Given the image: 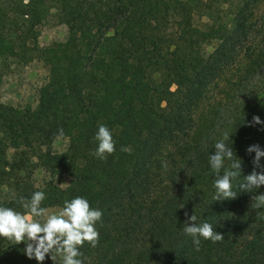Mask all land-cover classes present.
<instances>
[{
	"label": "trees",
	"instance_id": "1",
	"mask_svg": "<svg viewBox=\"0 0 264 264\" xmlns=\"http://www.w3.org/2000/svg\"><path fill=\"white\" fill-rule=\"evenodd\" d=\"M50 9L66 35L41 47ZM33 61L48 67L35 106L0 101V189L27 172L0 206L26 213L19 201L36 191L45 208L87 199L102 218L96 247L79 248L83 264H264V208L251 207L264 186L239 188L254 170L247 148L264 150V123L249 126L264 122V0H0V72ZM100 124L115 141L105 159L94 155ZM59 129L67 146L54 153ZM226 131L242 175L235 199L215 201L209 157ZM38 168L49 177L40 190L28 183ZM185 211L224 239L201 238L196 251ZM25 247L0 238V264H38Z\"/></svg>",
	"mask_w": 264,
	"mask_h": 264
},
{
	"label": "clouds",
	"instance_id": "2",
	"mask_svg": "<svg viewBox=\"0 0 264 264\" xmlns=\"http://www.w3.org/2000/svg\"><path fill=\"white\" fill-rule=\"evenodd\" d=\"M259 116H253L249 126L261 125ZM64 138L63 129H59L56 134V141ZM231 139L228 132L223 134L222 139L214 145V153L209 157V164L215 172L213 187L215 194L213 199L230 200L237 197L234 192L232 181L242 175V161L235 155L232 147L226 141ZM98 147L94 155L100 159H105L106 155H111L115 151V141L112 132L104 125H98L95 135ZM121 151L128 152V147H122ZM249 154L255 153L253 160L254 170L243 177V183L239 185L241 192L252 193L253 189L264 186V169L260 172L255 168H261L260 160L264 157V150L259 145L249 146L246 150ZM230 161V166L225 169V161ZM223 170V171H222ZM63 186V184H61ZM43 191H36L30 199H21L26 213L16 211L13 208L0 206V238L15 241L16 244L26 245L24 254L28 259H35L38 264H43L46 256L56 264L57 256L62 258V264H83L79 259L82 253L79 248L85 242L92 247H96L99 232L96 230V223L101 220L102 212L91 208L87 199L76 197L72 200L64 201L63 207L55 213L42 207L45 200ZM185 205H181L184 208ZM252 208H264V193L252 196ZM186 219L182 231L192 238L195 250H200L201 238L211 242H219L224 239V235L214 230L208 222L197 223V216L194 211L191 215L187 211L184 213ZM26 241V242H25Z\"/></svg>",
	"mask_w": 264,
	"mask_h": 264
},
{
	"label": "rangeland",
	"instance_id": "3",
	"mask_svg": "<svg viewBox=\"0 0 264 264\" xmlns=\"http://www.w3.org/2000/svg\"><path fill=\"white\" fill-rule=\"evenodd\" d=\"M205 18L200 22L195 19V23H203ZM39 34L37 38L38 45L47 47L52 44L63 42L66 35L65 26L57 22L54 9H50L47 18L43 24L38 28ZM0 101L12 107L31 106L34 107L37 98V90L46 81L48 74V67L41 62L33 61L25 66L10 64L8 69L0 72ZM67 140L53 141L51 149L54 153H61L66 149ZM11 154V152H9ZM15 161H20L15 158ZM33 163V161L31 162ZM26 170L19 168L14 176L15 179L10 183L11 185L0 189V199L9 200L15 198L20 189L13 183L19 178H25ZM49 179L48 175L41 169H35L29 176L28 183L33 189L40 190L44 182ZM69 182V178L60 175L53 178V184L58 188H64ZM63 184V186H61ZM50 212L55 213L60 209L47 208Z\"/></svg>",
	"mask_w": 264,
	"mask_h": 264
}]
</instances>
